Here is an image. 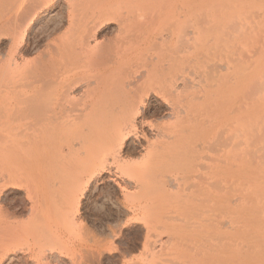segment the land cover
Instances as JSON below:
<instances>
[{"label":"bare ground","instance_id":"bare-ground-1","mask_svg":"<svg viewBox=\"0 0 264 264\" xmlns=\"http://www.w3.org/2000/svg\"><path fill=\"white\" fill-rule=\"evenodd\" d=\"M55 1L0 0V11L13 8L0 14V42L8 39L0 50V187L23 180L28 193L26 219L1 215L0 206V264H101L112 247L86 231L73 239L63 210L91 182L120 191L110 201L117 213L126 207L144 219L142 258L121 242L117 264H264L247 233L249 43L228 27L231 15L201 0L173 1L164 17L141 14L150 24L142 41L121 21L113 50L93 24L117 15L115 1L87 19L86 0H63L68 26L38 27L43 48L24 58L29 22ZM209 16L216 19L202 24ZM130 137L141 160L125 159ZM47 173L62 175L53 193L36 179ZM124 223L118 216L113 237ZM64 247L73 253H59Z\"/></svg>","mask_w":264,"mask_h":264},{"label":"rangeland","instance_id":"rangeland-1","mask_svg":"<svg viewBox=\"0 0 264 264\" xmlns=\"http://www.w3.org/2000/svg\"><path fill=\"white\" fill-rule=\"evenodd\" d=\"M65 1L57 0L51 6H47L46 5L47 3H44V5L42 6L43 9L39 12L38 16L33 20H31L30 21L31 23L29 22L28 29L25 34V41H28L26 42L28 51L24 54V58L26 59L33 58L34 56H36L38 50L40 51L41 48H43L42 47L43 42L41 43L39 42L38 43L39 45L42 44L39 46L37 44V41L35 40V38L37 37L36 34H38V31L40 30L38 29V27L46 28V26L50 23L49 24L50 28H54L52 30H55L56 32H61L64 31L65 28L68 26L69 20L66 13V8H64L65 13L60 8L61 5H65ZM110 1L111 0H86L80 10L81 11L80 17L88 19V17H91L92 14H94L97 11V9L99 10L100 7L104 5V2H105V6H108ZM112 1L113 2L115 1L114 2L115 5H112V8L114 6L113 8L114 10L112 9V11L117 15H114V17L105 20L99 26L96 22L97 25L94 23L93 27H96L98 41L106 40L107 42H109L110 48L115 50L118 44H116L115 46V44H113L112 42L113 41L117 42L118 38L123 34L122 32V26L124 25L123 23H126L128 21L127 23L129 25L130 24L132 25L131 27L128 26L129 27L128 29L130 28L132 29V30L130 29V32L132 31L133 34L135 35L137 34L136 38L137 39L139 38L138 41H142L144 36H146L147 32L149 31L150 24H145V22H143L144 18L141 16V14L147 12V13H152L154 15L159 14L162 17H164L167 13L172 12L171 2L178 0H112ZM201 1L205 3H211L210 4L211 7H213L217 11H221L225 14H230L231 18L227 20L228 27L233 32L245 33L244 39L247 41V43H249L248 50L250 54L247 65V68H249L247 69L249 73L248 76L249 81H248L247 93H248V102H249L248 133H249L250 150L248 153L249 179L247 185L248 199L246 202L247 205L246 207L248 209L247 212L249 217L247 220V228H248L247 233L249 236L251 249L264 252V0H201ZM202 8L204 9V6H202ZM1 10L2 11H0V14H3L6 12L7 13L11 12L13 8L7 7ZM121 15L123 16V18L125 17L126 18L121 19L120 18ZM134 16L136 17L133 18ZM127 17H129V19H127ZM46 19L47 21H45ZM48 19L50 20V22H48L49 21ZM212 19H216V18L209 16L208 19L202 21V24H209L212 22ZM121 21H123V23L119 24ZM140 21L143 22V24L145 25L143 24H142L143 26L140 25L141 23ZM45 22L46 25L43 26ZM170 23L172 22L169 21L167 24H165L166 25L165 29L163 25L162 28L160 27L165 35L171 32L172 24ZM49 25L47 26L48 28ZM135 26L137 27L135 28ZM185 27L189 32L190 26L186 25ZM50 28L48 29L49 31L51 30ZM133 30L136 31L134 32ZM176 33L177 32H175V35ZM181 34L183 35L184 33L181 32ZM181 37L185 38L184 40H186L187 38L190 37V35L187 33ZM115 38H117V41L115 40ZM33 40L35 44H33ZM7 43H8V39H2V41L0 42V50L6 48ZM36 44L38 45L39 48L40 47L41 48L39 49ZM236 47L237 45H234L233 49L235 50ZM133 62L135 61L131 60V62L129 61L128 64L127 63L126 64L130 65ZM126 64L125 66H127ZM142 64L145 67L146 65L145 62L142 63L139 62L138 65L141 66ZM143 66L139 67L140 71L144 69ZM237 66H236L237 68H240L242 64H239ZM144 72L145 70L142 71V73ZM158 115L159 118L163 117V115L160 113H158ZM130 139L132 141L134 140L133 137H130L127 142L129 145L126 143L127 146L126 145L124 146L123 152L124 155L126 154L125 159L127 158L128 160H133V161L141 160L142 157L140 155L142 151L140 150L139 147L134 148ZM134 149L136 150L134 151ZM61 177L62 175L58 173H47L44 174V176L42 175L36 177V179L41 178L44 179L46 183L51 182L52 185H50V187L48 186L46 189L49 192L51 191L50 193H53V191L55 192V190L59 187V185H57L56 183L58 182L59 184V179H61ZM20 182L23 185L20 184L19 181H16L14 184H11L12 187L10 184L7 185L6 188H4L3 186L0 187V206L3 207L1 211V215L7 214L6 212L11 213L17 211L16 216L18 219L27 218L28 213L23 208L24 204L25 203L27 204V202L24 203L22 199H26L27 197L26 195H28V193L27 190H25L26 184H24V181L20 180ZM106 185L107 183H105V185L104 184L96 185L95 182H91V184L88 186L84 185L83 189L80 190L79 193L75 194L76 196L74 197L73 202L70 204V206H67L63 209L69 214V222L72 224V230L75 233L74 235L75 238L73 237V239L76 240L78 237L76 241H80L81 240L80 237L87 235L88 233L93 235L96 234L97 236L103 237L106 240L108 247L111 246L112 249H110V251L109 250L106 251V253L102 258L101 264L118 263L117 262L118 254L115 252L114 246L115 245L117 246L118 243L121 242L124 244H128L129 246H138V249L132 251L130 256L133 257L134 260H140L142 258V254L140 252L141 250L140 243L143 240L141 227L144 224V219L142 218L141 214H133L130 210H127L126 207H122L120 213H117L116 209L112 207L111 202L115 200L114 198H116L117 196L121 197L120 191L117 190V188L112 185L109 184L107 186ZM130 185L131 188L133 185L131 183ZM172 190L175 191V189ZM30 196H32V194H30ZM53 198H55V196ZM58 198L59 197H56L55 200H57ZM109 202L110 204H108ZM118 216L123 222H125L124 223L125 227L123 233L118 238H115L112 235L110 226L116 221ZM84 231L86 232L84 233ZM82 233H84V235ZM57 244L58 242L55 241L49 244V246L50 248H54V247L56 248L58 247ZM59 250H60L59 253H62L64 255L73 253V251H71L68 247H64ZM55 254L58 256L57 253Z\"/></svg>","mask_w":264,"mask_h":264}]
</instances>
